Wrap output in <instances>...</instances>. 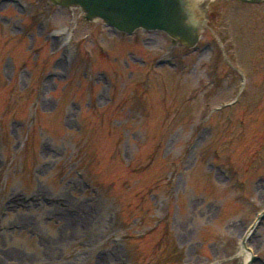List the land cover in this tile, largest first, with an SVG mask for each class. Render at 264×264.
I'll use <instances>...</instances> for the list:
<instances>
[{
    "label": "rangeland",
    "instance_id": "rangeland-1",
    "mask_svg": "<svg viewBox=\"0 0 264 264\" xmlns=\"http://www.w3.org/2000/svg\"><path fill=\"white\" fill-rule=\"evenodd\" d=\"M54 1L0 0V264H264V0L192 48Z\"/></svg>",
    "mask_w": 264,
    "mask_h": 264
},
{
    "label": "water",
    "instance_id": "water-1",
    "mask_svg": "<svg viewBox=\"0 0 264 264\" xmlns=\"http://www.w3.org/2000/svg\"><path fill=\"white\" fill-rule=\"evenodd\" d=\"M256 2L257 0H242ZM63 6L80 7L87 20L99 18L109 26L132 33L138 28L161 30L174 42L193 46L198 27L191 26L194 17L188 0H55Z\"/></svg>",
    "mask_w": 264,
    "mask_h": 264
},
{
    "label": "bare ground",
    "instance_id": "bare-ground-1",
    "mask_svg": "<svg viewBox=\"0 0 264 264\" xmlns=\"http://www.w3.org/2000/svg\"><path fill=\"white\" fill-rule=\"evenodd\" d=\"M241 257L243 258V264L247 263L249 264V259H250V253L246 251L245 249L242 248L241 250Z\"/></svg>",
    "mask_w": 264,
    "mask_h": 264
},
{
    "label": "clouds",
    "instance_id": "clouds-1",
    "mask_svg": "<svg viewBox=\"0 0 264 264\" xmlns=\"http://www.w3.org/2000/svg\"><path fill=\"white\" fill-rule=\"evenodd\" d=\"M199 23H200V21H199L196 17H193V18H192V20H191V26H192L193 28L198 27V26H199Z\"/></svg>",
    "mask_w": 264,
    "mask_h": 264
}]
</instances>
